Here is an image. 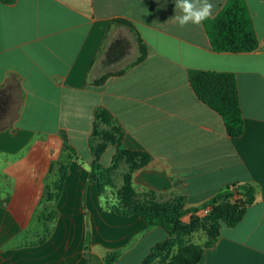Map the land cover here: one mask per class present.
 Masks as SVG:
<instances>
[{"label": "crops", "instance_id": "crops-1", "mask_svg": "<svg viewBox=\"0 0 264 264\" xmlns=\"http://www.w3.org/2000/svg\"><path fill=\"white\" fill-rule=\"evenodd\" d=\"M226 1L210 0L212 17ZM246 2L259 42L249 53L215 52L203 23L179 27L175 0L0 2V264H103L114 251L115 264H142L170 236L114 211L128 174L136 195L182 205L185 225L227 187L250 186L254 203L221 224L200 264H264V0ZM138 36L148 52L136 64ZM191 70L236 76L241 136L197 97ZM119 147L149 161L124 158L101 193L91 165L112 167ZM200 227L184 241L205 245Z\"/></svg>", "mask_w": 264, "mask_h": 264}, {"label": "trees", "instance_id": "trees-1", "mask_svg": "<svg viewBox=\"0 0 264 264\" xmlns=\"http://www.w3.org/2000/svg\"><path fill=\"white\" fill-rule=\"evenodd\" d=\"M0 2L3 4H14L17 0H0ZM116 22L122 21L117 20ZM203 26L215 52L249 53L258 48V37L246 0H227L221 11L216 16L205 20ZM138 43L140 54L136 64L140 63L148 52L146 45L143 44L139 36ZM106 79L107 76L96 81L95 85L103 84ZM189 79L197 97L222 116L227 133L233 138L241 136L244 132V122L236 76L232 73L191 70ZM107 117V113L102 114V118L106 119ZM137 156L142 157L141 165H145L149 161L147 155L132 153L123 147H119L113 157L112 167H104L99 162V158L92 163L90 180L99 185L102 193L105 187L104 180L108 182L107 180L110 176L108 174L113 168L118 167L124 158L130 163H135ZM136 166L134 164L131 170L136 169ZM62 172L63 177L58 186L59 193L63 190L67 175L65 168H62ZM118 196L119 208L114 211L141 217L150 229L160 227L170 236V240L154 247L142 264H152L156 258L162 256L174 243L177 244V250L165 264H200L206 248L213 245L221 224L224 223L228 227H235L244 218L247 207L255 201L254 191L247 185H232L216 195L212 200V203L216 205L213 207L211 214L207 216V222L211 224L214 230L212 240L205 245H198L187 243L183 239L184 234L199 228L200 223L191 222L189 225H185L182 218L188 212L183 210L182 205L164 206L153 202L149 195H136L131 187L130 174L125 176L124 186L118 192ZM235 197L240 199L233 200ZM53 198L52 194H47V199L53 200ZM220 200H224L223 203H219ZM89 249L90 239L88 236L85 250L89 251ZM122 255L123 251L111 252L106 255L103 264H115Z\"/></svg>", "mask_w": 264, "mask_h": 264}, {"label": "clouds", "instance_id": "clouds-1", "mask_svg": "<svg viewBox=\"0 0 264 264\" xmlns=\"http://www.w3.org/2000/svg\"><path fill=\"white\" fill-rule=\"evenodd\" d=\"M215 5L210 0H175V15L172 19L183 28L191 25L199 26L212 17ZM179 10V14H176Z\"/></svg>", "mask_w": 264, "mask_h": 264}, {"label": "rangeland", "instance_id": "rangeland-1", "mask_svg": "<svg viewBox=\"0 0 264 264\" xmlns=\"http://www.w3.org/2000/svg\"><path fill=\"white\" fill-rule=\"evenodd\" d=\"M125 47H126L125 51L124 52L121 51V52H123V53H129V52H131V48H130L129 45H126ZM121 52L119 51V53L122 55ZM107 181L110 184H113L112 183V178H110V180L108 179ZM112 195H113L114 198H118L119 197L118 196V191H116V189L112 193ZM212 210H213V208H212ZM212 210L205 217L198 218V219H194V221H192V223H195V224L197 222L200 223V226H201L200 229L196 232L197 233V236L196 237H193V238H196V239H193V240H195V241L198 240L200 242H206V243L211 242L212 236L214 234V230L212 229L211 224H209L207 222V216H209L211 214ZM162 264H164V262Z\"/></svg>", "mask_w": 264, "mask_h": 264}, {"label": "built area", "instance_id": "built-area-1", "mask_svg": "<svg viewBox=\"0 0 264 264\" xmlns=\"http://www.w3.org/2000/svg\"><path fill=\"white\" fill-rule=\"evenodd\" d=\"M212 208H213V205H211V207H210V211L212 210Z\"/></svg>", "mask_w": 264, "mask_h": 264}]
</instances>
